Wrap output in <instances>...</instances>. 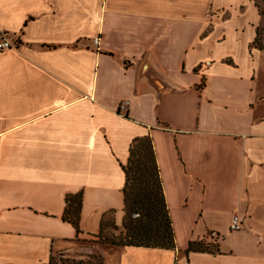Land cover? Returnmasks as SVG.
Returning <instances> with one entry per match:
<instances>
[{"label":"crops","instance_id":"obj_1","mask_svg":"<svg viewBox=\"0 0 264 264\" xmlns=\"http://www.w3.org/2000/svg\"><path fill=\"white\" fill-rule=\"evenodd\" d=\"M262 22L254 0H0L15 44L0 51V264L73 251L70 194L79 239L122 223L145 136L176 250L117 247L104 264H264ZM202 240L219 251H187Z\"/></svg>","mask_w":264,"mask_h":264},{"label":"trees","instance_id":"obj_2","mask_svg":"<svg viewBox=\"0 0 264 264\" xmlns=\"http://www.w3.org/2000/svg\"><path fill=\"white\" fill-rule=\"evenodd\" d=\"M123 169L126 174L123 191L125 203L123 233L119 241L114 240L112 244L123 247L176 250L173 224L149 136L137 138L132 142L130 157ZM82 201V192L68 195L63 215L64 221L69 222L76 229L78 240L82 232L80 229ZM108 220L115 222L112 217L102 220L101 230L95 235L96 238L101 237ZM187 251L215 253L219 250L215 244L202 240L191 241ZM52 258L53 256L50 264Z\"/></svg>","mask_w":264,"mask_h":264},{"label":"rangeland","instance_id":"obj_3","mask_svg":"<svg viewBox=\"0 0 264 264\" xmlns=\"http://www.w3.org/2000/svg\"><path fill=\"white\" fill-rule=\"evenodd\" d=\"M254 1L263 18L256 38V43L260 47L264 45V0ZM134 216L138 215L134 214ZM122 233L123 226L121 222L116 224L112 220H108L100 238L94 236L79 239L73 251L55 253L51 264H104L106 255L112 253V249L123 247L112 244L114 240L119 241Z\"/></svg>","mask_w":264,"mask_h":264},{"label":"built area","instance_id":"obj_4","mask_svg":"<svg viewBox=\"0 0 264 264\" xmlns=\"http://www.w3.org/2000/svg\"><path fill=\"white\" fill-rule=\"evenodd\" d=\"M99 41H100L99 38H95L94 39L95 45H98ZM14 46L15 44L12 43V41L6 36V34L0 33V51L13 48ZM241 227H242L241 220L237 215H235L232 218L231 228L232 230H240Z\"/></svg>","mask_w":264,"mask_h":264}]
</instances>
